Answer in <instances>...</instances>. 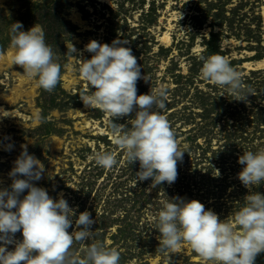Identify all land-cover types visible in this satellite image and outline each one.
<instances>
[{"label":"rangeland","instance_id":"obj_1","mask_svg":"<svg viewBox=\"0 0 264 264\" xmlns=\"http://www.w3.org/2000/svg\"><path fill=\"white\" fill-rule=\"evenodd\" d=\"M17 21L25 31L35 23L43 26L61 78L48 92L22 67L9 68L2 60L0 187L10 189L8 173L27 144L45 169L32 183L53 199L62 195L75 217L87 210L95 221L91 238L73 243L75 254L100 241L120 253L119 264H214L186 243L162 253L157 216L165 202L180 197L200 201L221 220L231 219L249 192L264 194V183L249 189L238 179L243 152L264 150V68L245 65L264 58V0H0V57L12 54L10 28ZM165 32L169 44L161 41ZM117 38L128 41L124 46L141 67L137 95L167 89L161 112L185 151L171 185L136 182L139 162L129 164L113 144L112 118L81 99L95 90L78 74L92 56L85 45ZM69 42L77 49L73 56L67 53ZM213 54L241 73L245 100L201 78V57ZM133 118L135 110L114 123L128 130ZM8 144L11 150H5ZM98 151L114 152L118 163L111 169L97 166L92 157ZM75 217L69 233L77 230ZM22 239L21 231L15 233V241ZM6 247L11 251L15 244ZM255 264H264V252Z\"/></svg>","mask_w":264,"mask_h":264},{"label":"clouds","instance_id":"obj_2","mask_svg":"<svg viewBox=\"0 0 264 264\" xmlns=\"http://www.w3.org/2000/svg\"><path fill=\"white\" fill-rule=\"evenodd\" d=\"M10 31L12 55L6 60L7 67L19 65L27 78L53 91L61 78V65L46 43L43 26L35 23L25 31L17 21ZM127 43L117 38L111 44L90 40L85 45L92 56L79 65L78 74L95 90L81 99L86 107L99 108L112 118L109 127L113 144L129 164L139 162L136 182L151 179L152 188L164 182L171 185L177 179V163L185 151L178 147L175 132L161 112L166 106L167 89L161 86L137 95L141 67L131 48L124 46ZM67 49L70 56L77 52L71 42ZM201 60L203 80L226 89L237 100L246 99L242 75L225 57L213 54ZM134 110L135 118L130 120L128 130L114 123V118ZM12 147L8 144L5 150ZM21 148L8 173L12 179L10 189L0 187V264H119L120 253L100 241L84 248L83 255L72 251L74 242L91 238L95 221L87 210L75 217V209L62 195L53 199L46 189L32 183L42 178L44 165L28 152L27 144ZM92 158L105 169L118 163L116 154L109 151H98ZM238 163L243 165L238 179L246 188L264 183V150L243 152ZM25 190L27 194L20 199ZM244 201L231 219L224 220L195 199L176 197L165 202L157 216L159 250L174 253L186 243L214 264H255L257 255L264 252V194L249 192ZM74 217L77 230L69 233ZM18 231L23 236L19 242L14 240ZM11 244L15 247L9 251L6 246Z\"/></svg>","mask_w":264,"mask_h":264},{"label":"bare ground","instance_id":"obj_3","mask_svg":"<svg viewBox=\"0 0 264 264\" xmlns=\"http://www.w3.org/2000/svg\"><path fill=\"white\" fill-rule=\"evenodd\" d=\"M75 20L77 19L78 21L80 20L79 19V16L78 15H75ZM161 41H163L165 44H169L170 43V37L168 35V32H165L164 35L162 36L161 38ZM163 43V44H164ZM11 53H8L6 54L5 56H1L0 57V65L2 63V60L5 59L7 60V58H10L11 57ZM249 69H258V68H264V58L260 59V60H257L253 63H246L245 64Z\"/></svg>","mask_w":264,"mask_h":264}]
</instances>
